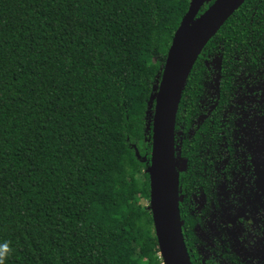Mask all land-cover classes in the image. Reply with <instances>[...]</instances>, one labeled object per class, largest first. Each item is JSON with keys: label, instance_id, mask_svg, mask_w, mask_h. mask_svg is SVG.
Wrapping results in <instances>:
<instances>
[{"label": "trees", "instance_id": "obj_1", "mask_svg": "<svg viewBox=\"0 0 264 264\" xmlns=\"http://www.w3.org/2000/svg\"><path fill=\"white\" fill-rule=\"evenodd\" d=\"M188 5L0 0V264H163L143 201L155 94ZM262 43L264 0H245L193 66L177 123L205 59L242 68Z\"/></svg>", "mask_w": 264, "mask_h": 264}, {"label": "flooded vegetation", "instance_id": "obj_2", "mask_svg": "<svg viewBox=\"0 0 264 264\" xmlns=\"http://www.w3.org/2000/svg\"><path fill=\"white\" fill-rule=\"evenodd\" d=\"M258 49L242 68L205 59L200 93L175 121L179 213L192 264H264V43Z\"/></svg>", "mask_w": 264, "mask_h": 264}, {"label": "water", "instance_id": "obj_3", "mask_svg": "<svg viewBox=\"0 0 264 264\" xmlns=\"http://www.w3.org/2000/svg\"><path fill=\"white\" fill-rule=\"evenodd\" d=\"M245 0H189L186 13L167 51L155 94L149 173L151 211L163 264H192L185 246L179 213L178 172L174 154L176 115L183 88L201 51Z\"/></svg>", "mask_w": 264, "mask_h": 264}, {"label": "rangeland", "instance_id": "obj_4", "mask_svg": "<svg viewBox=\"0 0 264 264\" xmlns=\"http://www.w3.org/2000/svg\"><path fill=\"white\" fill-rule=\"evenodd\" d=\"M143 204L146 206H149V202L148 201H143Z\"/></svg>", "mask_w": 264, "mask_h": 264}]
</instances>
